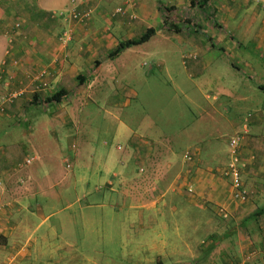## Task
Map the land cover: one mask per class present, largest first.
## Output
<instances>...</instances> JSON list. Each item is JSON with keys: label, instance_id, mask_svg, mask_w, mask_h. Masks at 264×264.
I'll use <instances>...</instances> for the list:
<instances>
[{"label": "crops", "instance_id": "crops-1", "mask_svg": "<svg viewBox=\"0 0 264 264\" xmlns=\"http://www.w3.org/2000/svg\"><path fill=\"white\" fill-rule=\"evenodd\" d=\"M25 1L26 6L20 5V9H25L21 15V29L14 30L12 25L9 27L6 24L7 17H1L0 14V261L13 254L19 258L15 264H31L36 259L47 256L43 253L44 250H58L51 242L54 237L62 236L63 232L60 234L57 230L67 224L63 220L56 221L59 227L49 223L64 209H59V205L62 199L65 200V193L53 192V182L47 186L50 179H55L54 174L46 170L42 171L41 176L36 167L31 169V164L50 160L52 147L56 145L61 150L64 141L70 144L80 141L84 146L87 139L86 136L79 139L82 125L78 121L83 117L82 108L85 103L80 105V102L81 99L88 98L90 91L97 85L96 77L103 69L110 71L124 52L146 46L161 31H168V37L162 36L165 41L188 45L202 56L200 61L199 58L196 63H190L186 69L188 77L193 81V88L198 92L191 95V105H197L201 114H208V110L200 108L198 103L201 98H211L213 105L210 109L218 117H221V111L254 115L251 121H241L240 125H234L232 120L224 118L225 126L229 128L227 135L232 137L244 133L240 156L241 177L249 194L245 202L232 201L229 183L220 175V169L227 163L228 155H222L216 147L195 150V162L190 166L192 169L184 175L183 189L184 183L188 182L193 187V194L187 197L196 216L201 217V212L208 210L220 218L218 207H223L228 215L225 220L228 223L220 221L222 233L220 238L216 237L220 255L210 256V264H214L213 261L222 264H264V213L258 216L256 214L257 211L264 210V102L259 105L251 97L264 94V59L258 60L255 55L250 57V48L242 49L246 43L240 36L257 34L255 46L257 51L261 49L264 53V19L262 25L255 28L260 17L264 18V11L256 7V4L260 6L264 0H232V3L231 0ZM119 8L125 12L123 15L115 13ZM165 8L169 10V18L174 17L176 20L180 17L186 20L184 29L191 27L194 33L198 28L186 19L187 16L183 18V14H191L193 10L204 13L205 20L210 21L205 25L202 23L201 31L206 34V39L198 40L194 35L182 37L178 35L180 31L176 27L175 31L167 30L164 25ZM55 13L63 15L54 19ZM73 13H90V19L77 22L71 18ZM238 18L240 19L236 24ZM221 19L224 25L231 26L237 50L246 51L244 57L237 53L234 54L237 57L226 59L211 54L215 48L224 54L223 51L227 49L228 43L225 41ZM172 23L176 24L173 21ZM179 24L182 25V21ZM67 29H72L73 40L63 48L58 38ZM148 30H153L154 35L146 43L127 48L114 58L108 56L120 43L137 40ZM235 48L234 46L232 49ZM157 65L160 67L165 63L160 61ZM89 72L91 75H87ZM210 72L215 76L214 81H208ZM231 73L237 79V76L240 77L238 82L230 79ZM38 75L42 77L39 81L34 77ZM245 82L247 85H244ZM44 83L48 86L44 87ZM226 84L231 89L228 90ZM238 84L242 86V94L235 91ZM204 90L213 96L205 95ZM13 92L20 96L11 102L3 100ZM54 95L58 97V101L48 102L47 99ZM64 97H69L71 104L67 108L60 106L62 108L57 109L60 99ZM221 97H224L222 103L219 101ZM237 105L241 108L233 110ZM128 106L130 107L126 103L124 108ZM124 115L125 121L121 123L122 127H116V135L119 139H125L126 147L131 148L124 151L126 158L132 157L143 164L149 162V158L153 163L152 157L156 155L162 157L167 154L169 157L173 154L171 148L159 139L144 138L138 132L145 127L143 115L137 116L136 110L132 108L126 109ZM134 119L137 120L133 121ZM105 141L101 145L108 150ZM155 149L158 153H154ZM154 167L152 164L151 176L154 175ZM143 172L144 170H139L135 175ZM165 173L159 185L165 184ZM113 178L117 179L118 175L113 174ZM134 178L126 165V171L121 174L124 186L122 194L125 198L121 208L126 212L127 222L132 213L139 219L135 212L146 208L140 195L144 189L140 186V180L139 183ZM178 187L179 184L174 180L168 189L172 193L181 194ZM74 190L73 188L72 195L77 193ZM47 193L54 198L52 202L41 201L46 198ZM38 195L40 201L34 202ZM152 208L156 210L153 215L160 219L165 207L161 205L156 209V204H152ZM169 209L172 210V207ZM184 219L191 223V212H185ZM149 224L165 228V224L155 223V220H150ZM174 236L178 238L179 235L174 232ZM162 237L169 238L165 235ZM65 244L68 248L73 247ZM174 253L160 249L155 257L146 258V262L177 264L178 258ZM55 263L56 261L52 262Z\"/></svg>", "mask_w": 264, "mask_h": 264}, {"label": "rangeland", "instance_id": "rangeland-1", "mask_svg": "<svg viewBox=\"0 0 264 264\" xmlns=\"http://www.w3.org/2000/svg\"><path fill=\"white\" fill-rule=\"evenodd\" d=\"M16 2L18 1L0 0L1 17H7L6 24L9 27L12 25L14 30L21 29L20 21L23 19L21 15L25 9L20 7L26 6L25 0ZM256 5L262 12L264 11V2L260 3V6ZM55 15L54 19H58L63 13H55ZM204 15L195 10L191 14H183V18L187 16L186 19L198 28L196 33L192 32L191 27L185 30L186 20L180 17L175 16L176 20L174 17L170 18V23L174 29L176 27L180 31L178 35L182 37L194 35L198 40L206 39V34L201 31L202 23L205 25L210 21H206ZM239 19H236V24ZM263 19L260 17L259 23H255V28L262 25ZM172 21L176 24L174 25ZM180 21L182 25L179 24ZM222 27L225 41L228 43L227 49L223 51L225 54L217 48L212 49L211 54L214 57L233 59L237 57L234 55L237 53L244 57L246 51L242 49L248 47L250 57L255 55L258 60L264 59L262 50L257 51L255 46L257 34H240L246 44L241 50H237L231 26L224 25L222 21ZM169 35L168 31H161L150 44L124 52L113 64L114 70L103 69L98 77H96L97 74H92L98 82L90 91L89 97L81 99L80 105L85 103L82 108L84 113L82 119L79 118L78 121L79 125H82L79 139L86 136L87 142L83 146L80 141L71 144L64 141L61 150L56 145L52 147L53 153L50 154L52 156L50 160L36 161L31 164V169L36 167L41 176L42 171L46 170L54 174L55 179H50L47 186L53 182L55 183L53 192L65 193L63 194L65 200L62 199L59 205V209H64L57 214L58 216H54L49 224L59 227L57 220H63L67 224L64 228L57 230L60 234L63 232L62 236L54 237L51 242L57 246L58 250L43 251L47 256L51 255L49 258L52 259L45 256L31 264H52L55 261V264H149L146 258L155 257L160 249L175 252L178 258L177 264H210V256L219 257L221 250H218L219 243L216 237L220 238L222 233L221 222H228L208 210L201 212L203 213L201 217L193 213L188 194L183 192V181L185 173L191 171L190 166L195 160L186 163L183 156L186 152L194 153L195 150L203 151L210 147H216L219 153L228 155L227 143L231 136L227 135L229 128H226L228 126H225L224 118L232 120L234 125H240L241 121H251L254 115L221 111L222 118L218 117L213 115L210 109L213 105L211 98L207 100L201 98L198 103L200 108L208 110V114H201L197 105H191L193 94L196 95L198 92L193 88V81L188 77L186 69L190 63H196L199 58L200 61L202 56L188 45L167 42L162 37ZM234 46L236 48L233 50ZM192 57L195 61L191 60ZM160 61L165 65L158 67L157 64ZM87 75H91V72ZM208 75V81L215 80L214 74L210 72ZM231 75L232 81H239V76L237 79L233 73ZM244 85L247 83L245 82ZM46 86H48L47 83ZM240 86L238 84L235 91L242 94L243 90ZM226 88L231 89L227 84ZM204 93L210 97L213 96L205 90ZM66 95L69 96L68 93ZM251 97L259 105L260 102H264V94ZM70 101L69 97L60 99L61 105L59 104L57 109L67 108L71 104ZM219 101L222 103L224 97H221ZM126 103L130 107L124 108ZM129 108L136 110L137 116L143 115L145 127L140 128L138 132L144 138L159 139L171 148L172 155L169 157L167 154L162 157L156 155L152 157L153 163L149 158V162L143 164L136 162L132 157L124 156V151L131 148L126 147L125 139H119L116 135V127H122L121 123L126 118L124 111ZM240 108L241 106L237 105L233 107V110ZM135 120L137 119L133 121ZM103 140H106L108 150L102 147ZM160 149L161 147L158 149L159 152ZM152 164L155 166L153 176H151ZM126 165L131 175L135 176L134 179L141 182L140 186L143 187L144 192L140 195L146 206L144 210L135 212V215H139V219L132 213L129 222H127L125 210L121 208L125 203L121 174L126 171ZM139 170L144 172L136 176L135 173ZM164 173L166 182L164 185H159L163 181ZM113 174H117L118 178H113ZM174 180L179 184L181 194L172 193L168 189ZM73 188L77 193L74 192L72 195ZM45 195L46 198H42L41 201H53L54 198L48 193ZM39 196H36L34 202L40 201ZM152 204H156V209L161 205L165 207L160 219L153 215L156 210L152 208ZM170 207L172 210L169 209ZM185 212H191V223L184 219ZM150 220L165 224V228L161 225L149 224ZM130 222L132 225H129ZM174 232L179 235L178 238L174 236ZM162 235L170 239H164ZM65 243L73 247L68 248ZM18 259L16 255H8L0 261V264H15ZM213 263L222 264L214 261Z\"/></svg>", "mask_w": 264, "mask_h": 264}, {"label": "built area", "instance_id": "built-area-1", "mask_svg": "<svg viewBox=\"0 0 264 264\" xmlns=\"http://www.w3.org/2000/svg\"><path fill=\"white\" fill-rule=\"evenodd\" d=\"M134 7V5H133ZM116 14L123 15L125 12L123 11L122 8H119L115 12ZM71 18L77 22L79 21H87L90 19V13L86 14H78V13H73ZM131 18L133 19V15H131ZM60 45L64 48L67 47V45L73 40V31L72 29H67L64 31L61 36L58 38ZM44 74H42L43 77ZM40 75L35 76V80L39 81L42 79ZM44 87L46 86V83L43 85ZM20 94L18 93H9L4 97L3 100L6 102H11L18 98ZM0 110H1V104H0ZM243 134H238L230 138L228 141V160L227 163L225 164L224 167L220 169V175L221 177L226 180L229 183V186L232 190V201L234 202H245L248 199V192L245 189L241 177V169H242V159L240 156V149L242 145V140H243ZM193 153L186 152L185 155L183 156V160L186 163H189L193 160ZM29 163V161H27ZM184 189L185 192L188 195L193 194V187L190 185V183H184ZM217 213L220 216L221 219L226 220L228 218L227 213L223 209V207H218ZM9 263V261H8Z\"/></svg>", "mask_w": 264, "mask_h": 264}, {"label": "trees", "instance_id": "trees-1", "mask_svg": "<svg viewBox=\"0 0 264 264\" xmlns=\"http://www.w3.org/2000/svg\"><path fill=\"white\" fill-rule=\"evenodd\" d=\"M203 5H201L202 7ZM163 13L165 14V18H164V25L166 26V29L169 31H175L174 27L171 25L170 23V18L167 16L169 14V10L168 9H164ZM154 35V31L153 30H148L146 33H144L139 39L137 40H132V41H127L126 43H120L118 45V47L113 50L111 53H109V57L110 58H114L116 57L118 54H120L123 50L133 47V46H138L141 44L146 43L152 36ZM47 101L51 102V101H58V97L57 96H53L47 99ZM264 213V210H259L256 212L257 216L261 215Z\"/></svg>", "mask_w": 264, "mask_h": 264}]
</instances>
